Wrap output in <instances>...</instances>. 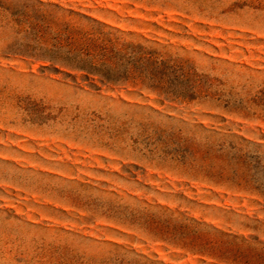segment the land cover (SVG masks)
<instances>
[{"label": "rangeland", "instance_id": "374dc122", "mask_svg": "<svg viewBox=\"0 0 264 264\" xmlns=\"http://www.w3.org/2000/svg\"><path fill=\"white\" fill-rule=\"evenodd\" d=\"M0 264H264V0H0Z\"/></svg>", "mask_w": 264, "mask_h": 264}]
</instances>
